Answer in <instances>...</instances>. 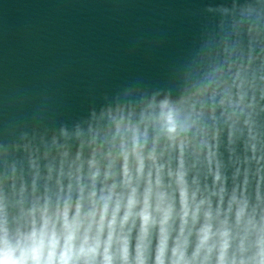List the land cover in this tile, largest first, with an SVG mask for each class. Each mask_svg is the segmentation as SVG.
<instances>
[{
  "label": "clouds",
  "instance_id": "clouds-1",
  "mask_svg": "<svg viewBox=\"0 0 264 264\" xmlns=\"http://www.w3.org/2000/svg\"><path fill=\"white\" fill-rule=\"evenodd\" d=\"M261 112L237 69L42 136L43 173L0 180V264H264Z\"/></svg>",
  "mask_w": 264,
  "mask_h": 264
}]
</instances>
